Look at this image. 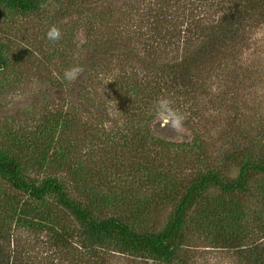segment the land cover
Masks as SVG:
<instances>
[{
  "label": "rangeland",
  "instance_id": "obj_1",
  "mask_svg": "<svg viewBox=\"0 0 264 264\" xmlns=\"http://www.w3.org/2000/svg\"><path fill=\"white\" fill-rule=\"evenodd\" d=\"M151 2L40 0L28 14L0 4V153L19 163L27 183L56 180L93 217L115 218L138 234L163 232L187 187L207 170L234 180L240 160L264 154V26L244 35L238 56L228 52L205 73L202 93L180 107L181 132L136 124L117 104L110 84L129 73L121 63L109 71L106 63L87 64L93 50L111 47L116 55ZM52 25L62 33L55 43L45 35ZM75 65L83 71L65 81L64 70ZM235 152L237 160H226ZM232 217L241 244L228 247L218 238ZM182 235L170 260L126 251L116 240L89 238L54 196L31 200L0 176L7 264H258L264 176L249 173L242 193L207 190L186 214Z\"/></svg>",
  "mask_w": 264,
  "mask_h": 264
},
{
  "label": "trees",
  "instance_id": "obj_2",
  "mask_svg": "<svg viewBox=\"0 0 264 264\" xmlns=\"http://www.w3.org/2000/svg\"><path fill=\"white\" fill-rule=\"evenodd\" d=\"M39 3L40 0H0V4L20 14L36 12ZM141 18L144 20L134 31H127L124 37L127 46L117 48L116 55L111 53V47L109 51L106 48L93 50L87 64L94 69L99 62L106 63L109 71L121 63L129 73L118 74L110 84L114 100L122 104L126 112H133L132 121L136 124L159 126L154 120V101L166 97L178 110L192 103L202 93L205 73H212L216 62L228 52L238 56L245 42L244 35L251 36L264 26V0H153ZM134 62L140 66V72L133 71ZM4 65L0 58V71ZM64 144L67 147L64 155L69 156L72 143L66 139ZM240 156L235 152L226 160L235 161ZM255 157L258 161L254 163L240 160L234 180L220 178L210 170L201 174L187 187L166 229L158 234H138L115 218L93 217L71 200L56 180L48 179L40 185L27 183L21 178L19 163L1 153L0 176L13 190L31 200L54 196L59 206L85 228L89 238L116 240L126 251L170 260L174 246L183 239L186 214L202 194L209 189L242 193L246 191L249 173L264 176V154ZM225 228L227 232L219 236L218 241L228 247L239 246L241 224L238 218H229ZM249 251L255 253L256 248ZM256 263L264 264V259ZM0 264H7L5 257L0 256Z\"/></svg>",
  "mask_w": 264,
  "mask_h": 264
},
{
  "label": "clouds",
  "instance_id": "obj_3",
  "mask_svg": "<svg viewBox=\"0 0 264 264\" xmlns=\"http://www.w3.org/2000/svg\"><path fill=\"white\" fill-rule=\"evenodd\" d=\"M45 35L49 42L55 43L61 39L62 33L57 26L52 25L49 27ZM82 71L83 68L79 65L69 67L64 70L63 79L68 82L74 81L79 77ZM153 108L155 113L154 120L161 128L171 127L177 132L183 130L184 115L180 113L178 109L173 107V102L168 98H157L154 101Z\"/></svg>",
  "mask_w": 264,
  "mask_h": 264
}]
</instances>
